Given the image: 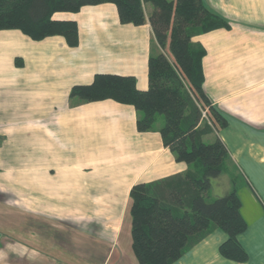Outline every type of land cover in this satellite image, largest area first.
<instances>
[{
	"label": "crops",
	"instance_id": "1",
	"mask_svg": "<svg viewBox=\"0 0 264 264\" xmlns=\"http://www.w3.org/2000/svg\"><path fill=\"white\" fill-rule=\"evenodd\" d=\"M203 2L228 24L193 42L205 50L203 89L226 120L216 135L239 180L247 228L237 239L247 260L223 258L227 236L215 230L173 264H264V0ZM55 17L77 23V46L62 36L33 41L0 31V264H138L131 188L190 167L163 145L160 118L138 132L133 106L69 94L98 73L133 76L146 89L158 46L148 21L121 24L113 4ZM223 176L213 196L231 188Z\"/></svg>",
	"mask_w": 264,
	"mask_h": 264
},
{
	"label": "trees",
	"instance_id": "2",
	"mask_svg": "<svg viewBox=\"0 0 264 264\" xmlns=\"http://www.w3.org/2000/svg\"><path fill=\"white\" fill-rule=\"evenodd\" d=\"M106 3L116 7L121 24L141 26L148 21L151 27L158 50L148 58L147 88L138 89L133 76L98 73L91 83L73 86L69 97L85 103L112 100L133 106L139 114L138 132L153 130L162 117L163 145L177 162L190 167L183 175L138 182L131 188L128 230L137 263L173 264L215 230L227 236L219 254L245 262L247 253L237 239L247 228L239 180L225 144L216 135L226 120L203 89L205 50L193 42L209 31L227 28L226 21L203 0H0V31L18 30L33 41L62 36L75 47L77 23L55 15ZM210 134L215 137L206 142ZM224 174L230 176L231 188L213 196L212 184Z\"/></svg>",
	"mask_w": 264,
	"mask_h": 264
},
{
	"label": "rangeland",
	"instance_id": "3",
	"mask_svg": "<svg viewBox=\"0 0 264 264\" xmlns=\"http://www.w3.org/2000/svg\"><path fill=\"white\" fill-rule=\"evenodd\" d=\"M150 10H151V7H149V6H145V11H146V13H149L150 12ZM160 119H161V121H163V119H162V117H160ZM206 142H211V141H209V140H206ZM225 176H222L220 179H218L217 181L218 182H221L222 184H224L225 185V178H224ZM221 186H223V185H221ZM213 190L214 191H216L217 190V187L215 188H213Z\"/></svg>",
	"mask_w": 264,
	"mask_h": 264
},
{
	"label": "built area",
	"instance_id": "4",
	"mask_svg": "<svg viewBox=\"0 0 264 264\" xmlns=\"http://www.w3.org/2000/svg\"><path fill=\"white\" fill-rule=\"evenodd\" d=\"M203 117L206 119V111L202 112Z\"/></svg>",
	"mask_w": 264,
	"mask_h": 264
}]
</instances>
